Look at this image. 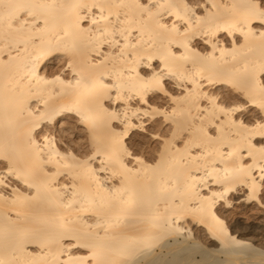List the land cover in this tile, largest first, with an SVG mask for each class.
<instances>
[{
  "label": "bare ground",
  "instance_id": "obj_1",
  "mask_svg": "<svg viewBox=\"0 0 264 264\" xmlns=\"http://www.w3.org/2000/svg\"><path fill=\"white\" fill-rule=\"evenodd\" d=\"M262 83L264 0H4L0 264H264Z\"/></svg>",
  "mask_w": 264,
  "mask_h": 264
},
{
  "label": "snow or ice",
  "instance_id": "obj_2",
  "mask_svg": "<svg viewBox=\"0 0 264 264\" xmlns=\"http://www.w3.org/2000/svg\"><path fill=\"white\" fill-rule=\"evenodd\" d=\"M3 3H4V0H0V5H3ZM20 7H23V6L21 5ZM55 79L59 80V76L57 75V76L55 77ZM261 87L264 88V83L261 84ZM165 95H166V93H165ZM260 107H261L262 109H264V104H261Z\"/></svg>",
  "mask_w": 264,
  "mask_h": 264
}]
</instances>
